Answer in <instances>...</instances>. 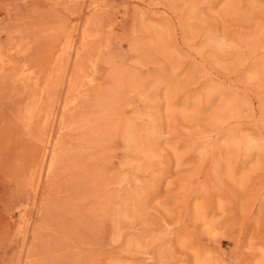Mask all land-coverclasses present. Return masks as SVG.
Instances as JSON below:
<instances>
[{
  "label": "rangeland",
  "instance_id": "1",
  "mask_svg": "<svg viewBox=\"0 0 264 264\" xmlns=\"http://www.w3.org/2000/svg\"><path fill=\"white\" fill-rule=\"evenodd\" d=\"M263 69L264 0H0V264H258Z\"/></svg>",
  "mask_w": 264,
  "mask_h": 264
},
{
  "label": "bare ground",
  "instance_id": "2",
  "mask_svg": "<svg viewBox=\"0 0 264 264\" xmlns=\"http://www.w3.org/2000/svg\"><path fill=\"white\" fill-rule=\"evenodd\" d=\"M86 30H87V29L85 28V31H86ZM84 33H87V31L84 32ZM83 36H84V35H83ZM217 42H219V41H217ZM221 42H222V41H221ZM222 43H223V42H222ZM224 43H225V42H224ZM219 44L221 45V43H219ZM219 44H218V46H219ZM225 44H226V43H225ZM231 45H232V44H231ZM223 47H224V46H223ZM79 51H80V50H79ZM263 70H264V69H263ZM256 77H257V76H256ZM156 131L158 132V131H160V130L155 129L154 131H152V133H153V132H156ZM158 133H159V132H158ZM159 134H160V133H159ZM156 137H158V136L155 135V138H156ZM242 141H243V140H242ZM245 141H246V143H247L248 146L251 147V144L253 145V140H252L251 138H248V137H247V138L245 139ZM254 142H255V141H254ZM243 143H244V141H243ZM246 143H245V144H246ZM49 144H50V143H48V145H49ZM254 144H255V143H254ZM257 144H258V143H257ZM245 146H246V145H245ZM256 146H257V145H256ZM253 147H254V146H253ZM48 151H49V150H48ZM53 152H54V151H53ZM53 154H54V153H53ZM52 156H53V155H52ZM56 157H57V156H56ZM56 157H55V159H56ZM51 159H52V161H53L54 158L51 157ZM49 164H51V162H50ZM48 166H49V165H48ZM52 166H53V165H51V167H52ZM51 167H50V168H51ZM48 168H49V167H48ZM50 170H51V169H50ZM50 170H49V171H50ZM248 176H249V175H248ZM246 177H247V176H246ZM244 179H246V178L243 177V180H244ZM197 206H198V205H197ZM198 208H199V207H198ZM200 208H202V207H200ZM200 211H201V210H200ZM202 212H203V210H202ZM203 213H204V212H203ZM203 213H202V214H203ZM203 215H204V214H203ZM203 215H202V216H203ZM200 218H201V216H200ZM202 218H203V217H202ZM205 218H206V220L203 218L205 221L202 219V220L204 221V222H203L204 225H210V224L213 223V222H211L210 220H207V216H206ZM211 232H212V231H211ZM214 233H215V232H214ZM262 256H263V257L261 258V261L258 262V264H264V252L262 253ZM204 258H205V257H204ZM204 258L199 257V259H198V263H199V264H209V263L211 264V263H212L211 260H210V259H211V256H210V255H208L207 259H206V258L204 259ZM214 261H215V260H214Z\"/></svg>",
  "mask_w": 264,
  "mask_h": 264
}]
</instances>
